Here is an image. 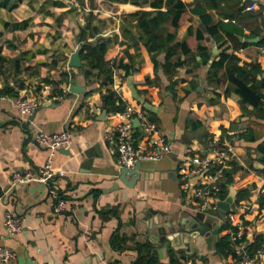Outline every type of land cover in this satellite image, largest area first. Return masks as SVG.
I'll list each match as a JSON object with an SVG mask.
<instances>
[{"label":"crops","instance_id":"1","mask_svg":"<svg viewBox=\"0 0 264 264\" xmlns=\"http://www.w3.org/2000/svg\"><path fill=\"white\" fill-rule=\"evenodd\" d=\"M183 2L177 26L172 27V17L163 23L165 32L174 31L171 44L184 43L190 50L177 48L172 60L181 64L174 73L160 66L157 78L147 82L146 77L154 75L141 69L148 67L143 52L131 49L136 70L114 68L112 83L105 86L97 70L85 76L82 59L80 67L69 65L82 45L80 29L90 21L98 32L87 40L105 41L104 59L117 63L130 42L122 31L123 15L149 6L112 0H0V245L15 252L9 264H144L149 253L153 264H170L162 243L152 240L157 227L150 228L149 221L154 223L156 217L170 223L165 229L171 232L176 228L171 223L189 213L208 217L217 210L193 206L180 186L177 167L184 157L212 155L225 142L232 146L226 169L231 181L225 176L219 198L233 185L239 202L232 211L249 231L232 241L226 214L217 237L196 255L180 254L179 264H238V247L253 252L264 242V116L241 102L225 72L236 56L240 65L252 69L247 84L264 79V54L259 51L264 43V0ZM251 3L254 8L248 9ZM253 38L257 40H247ZM223 55V65L211 68ZM158 59L163 62L164 53ZM123 62L130 60L124 57ZM74 80L84 92L69 91ZM108 88L120 100L144 109L171 144V153L158 165L142 169L132 187L118 181L115 153L104 139L105 128L117 121V109L101 103ZM22 96L40 99L33 114L22 115L15 107ZM103 110L105 118L100 119ZM219 125L225 127L222 134ZM65 128L72 134L68 148L51 150L34 139L36 131ZM246 133L254 139H245ZM48 158L53 169L64 171L53 184L11 183L13 172L42 166ZM49 186L65 200L63 212H54ZM245 204L257 210L243 215ZM8 209L24 221L13 236H6L3 227ZM149 210L154 212L146 216ZM221 237L225 241L219 247ZM146 243L152 246L149 251Z\"/></svg>","mask_w":264,"mask_h":264},{"label":"built area","instance_id":"2","mask_svg":"<svg viewBox=\"0 0 264 264\" xmlns=\"http://www.w3.org/2000/svg\"><path fill=\"white\" fill-rule=\"evenodd\" d=\"M254 8V3L247 7ZM260 53L264 54V43L259 46ZM40 99L22 96L15 101V107L22 115L33 114L40 106ZM122 105L115 115L117 121L104 130V139L112 147L115 153V163L118 169L132 167L137 160L157 161L169 155L172 151L171 144L166 135L160 131L157 124L151 120L144 109L124 99L116 100ZM137 118L139 124L133 123ZM35 141L51 150L57 148H68L72 140L71 131L62 129L54 133L36 131ZM232 157V146L229 142L220 144L215 153L206 155H191L180 160L177 172L180 179V186L187 193L190 201L197 210L208 212L216 209L220 193L225 189L226 169L230 166ZM63 170H55L51 166L50 158L46 163L36 168L18 170L11 174V183L21 185L28 182H42L53 184L57 176H63ZM198 176L196 182L191 178ZM49 194L53 198V209L55 213L63 212L66 203L58 190L49 186ZM2 195L0 196V199ZM257 210L254 204H245L242 214H251ZM233 230L230 232L232 241H239L249 227L239 217L238 213L230 211L226 215ZM3 227L6 236H13L24 227L23 217L12 210H6L4 214ZM238 264H263L264 263V242L253 252H248L242 247L237 248ZM15 258V252L7 245H0V263L9 264Z\"/></svg>","mask_w":264,"mask_h":264},{"label":"trees","instance_id":"3","mask_svg":"<svg viewBox=\"0 0 264 264\" xmlns=\"http://www.w3.org/2000/svg\"><path fill=\"white\" fill-rule=\"evenodd\" d=\"M130 2L138 6H149V9H137L134 12L123 15L124 24L122 25L123 34L129 36L130 42L127 48L123 51L122 56L119 60L113 63H109L104 59V53L107 48L105 41L97 40L89 41L87 37H93L98 29L91 26V22L88 21L84 27L80 29L79 41L82 43V49L80 51V57L84 61V74L90 76L94 70H97L96 76L100 78L105 86L112 83L113 69L121 67L126 73L136 70L133 65V54L131 49L135 51L141 50L143 52V61L148 64V67H141V69H148L154 75L146 77L147 82H152L157 78V71L162 66L167 72H173L176 66L180 65L181 62L178 59L172 60V57L176 55L177 48H180L183 52H189V48L184 44H174V31L165 32L163 23L169 17H172V27L177 26V19L181 12L185 8L183 0H112ZM92 19V16H90ZM89 19V20H90ZM133 21H135L133 23ZM164 53V60L161 62L158 59V55ZM124 57H128L130 62H123ZM223 55L218 60H213L211 68H218L223 65ZM234 62H229L226 66V76L231 84L234 86V91L240 96L241 102L246 104H252L261 115L264 116V109L262 102H264V79L254 81L253 83L247 84V79L252 69H247L246 66L239 64V58L233 57ZM238 60V61H237ZM215 75L209 71V76ZM175 76V75H174ZM49 82L55 83L51 80ZM176 78L173 79L174 83ZM263 89V90H262ZM262 90V91H261ZM119 99L118 95L111 89H107L106 93L102 96V106L105 108H115L117 110L122 109L121 104H117L116 100ZM120 101V99H119ZM220 126V127H219ZM219 133L222 134L225 130L223 125H219ZM247 140H253L254 136L250 133L242 135ZM228 180L231 181L230 174L226 173ZM220 193V197H223V192ZM225 241V237L219 239V247L222 242ZM146 248L151 249L150 243H146ZM224 247H228L225 244ZM147 261L144 264H153L152 255L149 253ZM170 264H179V259L172 257Z\"/></svg>","mask_w":264,"mask_h":264},{"label":"water","instance_id":"4","mask_svg":"<svg viewBox=\"0 0 264 264\" xmlns=\"http://www.w3.org/2000/svg\"><path fill=\"white\" fill-rule=\"evenodd\" d=\"M249 41H256L257 38L247 39ZM82 45H79L75 51L70 56L69 65L74 67H80L82 64L80 51ZM85 88L81 86L78 80L69 86V91L73 93L84 92ZM105 110L102 111L100 119L105 118ZM133 123L135 126L139 124L137 118H133ZM87 155L88 152H86ZM160 160H137L132 167H123L118 170L117 178L118 181L123 183L128 187H132L137 180L140 178V171L147 169L152 165H158ZM198 176L191 178V181L196 182ZM119 187V183H114V189ZM218 203L217 210L209 211L208 217H205V213H189L184 219H180L178 222H172L171 224L176 227L173 231L167 232L165 226H169L170 223L160 222L157 218L150 220L149 227H157V234L153 235V242H161L164 251L169 253V261L172 257L179 259L180 254H193L196 255L198 252H201L203 245L205 243H210L212 238L217 237L218 229L222 224L225 215L232 211V206L235 203H238L239 200L236 197V190L233 185H230L229 191L224 198H217ZM153 210L147 211L145 214L149 216ZM217 218V221L213 222V219ZM154 252L157 253V250L154 249ZM188 257V256H187Z\"/></svg>","mask_w":264,"mask_h":264}]
</instances>
